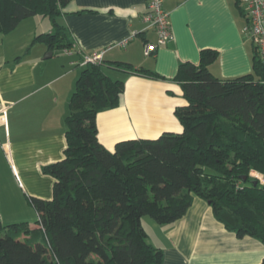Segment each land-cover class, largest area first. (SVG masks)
<instances>
[{"label":"trees","instance_id":"1","mask_svg":"<svg viewBox=\"0 0 264 264\" xmlns=\"http://www.w3.org/2000/svg\"><path fill=\"white\" fill-rule=\"evenodd\" d=\"M71 1L0 0V33L40 15L53 30L32 43L55 53L67 50L73 44L58 19ZM84 12L92 10L75 14ZM216 58L215 50L204 49L197 65L178 67L174 81L186 101L174 110L180 133L123 140L112 151L99 143L96 117L118 107L124 83L107 76L101 63L85 64L64 119L63 158L42 169L53 179L52 197L28 198L37 228L0 224V264H161L142 218L173 224L194 197L237 238L264 245V64L253 43L252 72L220 79L209 71ZM113 65L161 79L128 64Z\"/></svg>","mask_w":264,"mask_h":264},{"label":"crops","instance_id":"2","mask_svg":"<svg viewBox=\"0 0 264 264\" xmlns=\"http://www.w3.org/2000/svg\"><path fill=\"white\" fill-rule=\"evenodd\" d=\"M161 1L173 39L149 56L143 54L144 45L155 43L156 35L142 20L148 0H72L58 19L72 47L55 53L40 43L43 58L26 55L35 36L53 30L46 17L23 20L6 34L15 36L0 42V99L9 106L6 125L0 126L1 224L38 227L28 198L52 197L53 179L42 169L63 158L64 119L87 57L102 54L103 72L124 83L118 107L96 117L99 143L110 151L123 140L181 132L174 110L186 101L174 77L180 64L197 65L202 50L217 52L209 66L217 78L252 72L253 42L236 0ZM79 10L92 12L75 14ZM49 52L51 57L45 58ZM113 63L148 70L161 79L126 73ZM141 223L148 242L162 253L161 264H261L264 258L261 242L227 231L197 197L173 224L159 225L149 217Z\"/></svg>","mask_w":264,"mask_h":264},{"label":"built area","instance_id":"3","mask_svg":"<svg viewBox=\"0 0 264 264\" xmlns=\"http://www.w3.org/2000/svg\"><path fill=\"white\" fill-rule=\"evenodd\" d=\"M246 18L245 30L256 46L259 59L264 64V0H239ZM146 28L156 35L155 43H146L143 54L149 56L159 47L173 39L168 14L164 11L161 0H148L147 12L142 17ZM102 54L86 58V64H100ZM9 106L0 99V126L6 125V115ZM1 148V144H0ZM259 177V176H258Z\"/></svg>","mask_w":264,"mask_h":264},{"label":"rangeland","instance_id":"4","mask_svg":"<svg viewBox=\"0 0 264 264\" xmlns=\"http://www.w3.org/2000/svg\"><path fill=\"white\" fill-rule=\"evenodd\" d=\"M38 18H42V17H38ZM36 20H40V19H36ZM45 21L46 22H50V21H48V19L47 18H45ZM37 24H39L40 25V23H39V21L37 22ZM39 25H37V26H39ZM40 31V30H39ZM39 31H37V32H39ZM47 33V32H46ZM15 33H12V35H6V34H3V33H0V42L2 41V40H4V42H6L9 38H11V36L13 37V36H15L14 35ZM5 36H7L6 38H5ZM43 45H41L40 43H35L34 45H32V46H30L29 45V47L28 48H30L29 49V53L26 55V56H28L29 58H36V59H39V58H43L44 57V55L42 54V49H43ZM48 61V60H47ZM3 133H2V131L0 130V136L2 135ZM259 178H260V176H259ZM34 223H36V220H33V224ZM0 224H1V222H0ZM1 225H3V224H1Z\"/></svg>","mask_w":264,"mask_h":264},{"label":"water","instance_id":"5","mask_svg":"<svg viewBox=\"0 0 264 264\" xmlns=\"http://www.w3.org/2000/svg\"><path fill=\"white\" fill-rule=\"evenodd\" d=\"M49 57H51V52H49L45 58H49Z\"/></svg>","mask_w":264,"mask_h":264}]
</instances>
